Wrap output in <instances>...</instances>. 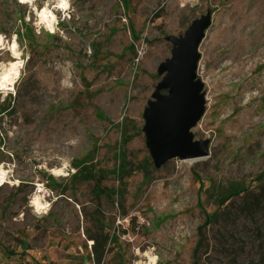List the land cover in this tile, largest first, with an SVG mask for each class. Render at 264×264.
Masks as SVG:
<instances>
[{"label":"rangeland","instance_id":"374dc122","mask_svg":"<svg viewBox=\"0 0 264 264\" xmlns=\"http://www.w3.org/2000/svg\"><path fill=\"white\" fill-rule=\"evenodd\" d=\"M206 17L191 133L208 156L156 167L144 114L167 38ZM0 38V77L19 65L0 91V264H264V0H0Z\"/></svg>","mask_w":264,"mask_h":264},{"label":"water","instance_id":"95a60500","mask_svg":"<svg viewBox=\"0 0 264 264\" xmlns=\"http://www.w3.org/2000/svg\"><path fill=\"white\" fill-rule=\"evenodd\" d=\"M210 18L196 21L182 38L168 37L171 58L162 63L164 74L145 110L144 131L156 167L179 157L183 160L208 156L206 142H196L191 129L203 114L202 82L197 78L198 47Z\"/></svg>","mask_w":264,"mask_h":264},{"label":"bare ground","instance_id":"6f19581e","mask_svg":"<svg viewBox=\"0 0 264 264\" xmlns=\"http://www.w3.org/2000/svg\"><path fill=\"white\" fill-rule=\"evenodd\" d=\"M59 6V8H65L66 3L62 2ZM2 42V38H0V43ZM18 64H13L12 70L5 71L2 73V76L0 77V91L6 90L9 86L13 85L16 81V78L18 77ZM56 175H61V170L54 171ZM8 172L5 171L2 167L0 168V185L5 182L7 178ZM42 191L36 192V194L33 195L31 198V205L35 209L36 213L38 214H44L47 213L51 208V199L42 197L40 194Z\"/></svg>","mask_w":264,"mask_h":264},{"label":"trees","instance_id":"16d2710c","mask_svg":"<svg viewBox=\"0 0 264 264\" xmlns=\"http://www.w3.org/2000/svg\"><path fill=\"white\" fill-rule=\"evenodd\" d=\"M127 144V143H126ZM84 168L83 170L85 171L84 174L86 175V177H91L93 170L90 169H86ZM96 175H98V171L96 172ZM94 178H96V176H94ZM245 191L241 188V187H235V186H231L230 187V191L224 195H222L220 204L224 205L227 201H229L230 199L234 198V197H238L241 194H244ZM214 218V217H212Z\"/></svg>","mask_w":264,"mask_h":264}]
</instances>
